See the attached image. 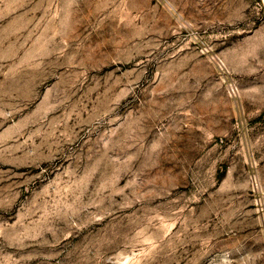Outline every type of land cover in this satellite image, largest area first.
Instances as JSON below:
<instances>
[{"label":"rangeland","instance_id":"1","mask_svg":"<svg viewBox=\"0 0 264 264\" xmlns=\"http://www.w3.org/2000/svg\"><path fill=\"white\" fill-rule=\"evenodd\" d=\"M263 118L264 0H0V264H264Z\"/></svg>","mask_w":264,"mask_h":264},{"label":"crops","instance_id":"2","mask_svg":"<svg viewBox=\"0 0 264 264\" xmlns=\"http://www.w3.org/2000/svg\"><path fill=\"white\" fill-rule=\"evenodd\" d=\"M258 112V111H256ZM260 114V113H259ZM259 114L257 116H259ZM260 122H254L252 129H255L256 125L260 124L262 126H264V118L262 120H258ZM259 147H257V151L260 153L261 157L264 159V133L262 134V136L259 139Z\"/></svg>","mask_w":264,"mask_h":264},{"label":"bare ground","instance_id":"3","mask_svg":"<svg viewBox=\"0 0 264 264\" xmlns=\"http://www.w3.org/2000/svg\"><path fill=\"white\" fill-rule=\"evenodd\" d=\"M63 245V241L57 243V247H61Z\"/></svg>","mask_w":264,"mask_h":264}]
</instances>
